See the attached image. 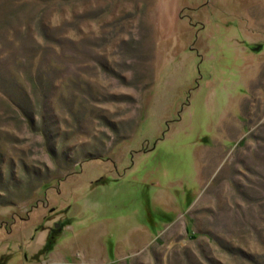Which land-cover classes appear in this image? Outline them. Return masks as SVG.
<instances>
[{
    "label": "rangeland",
    "instance_id": "374dc122",
    "mask_svg": "<svg viewBox=\"0 0 264 264\" xmlns=\"http://www.w3.org/2000/svg\"><path fill=\"white\" fill-rule=\"evenodd\" d=\"M0 264H264V0H0Z\"/></svg>",
    "mask_w": 264,
    "mask_h": 264
}]
</instances>
